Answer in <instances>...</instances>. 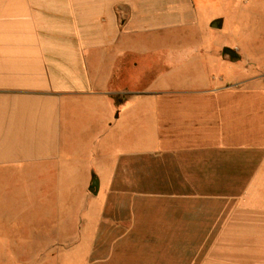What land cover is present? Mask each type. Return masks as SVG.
<instances>
[{"label":"crops","instance_id":"crops-1","mask_svg":"<svg viewBox=\"0 0 264 264\" xmlns=\"http://www.w3.org/2000/svg\"><path fill=\"white\" fill-rule=\"evenodd\" d=\"M31 258L264 264V0H0V264Z\"/></svg>","mask_w":264,"mask_h":264},{"label":"rangeland","instance_id":"rangeland-1","mask_svg":"<svg viewBox=\"0 0 264 264\" xmlns=\"http://www.w3.org/2000/svg\"><path fill=\"white\" fill-rule=\"evenodd\" d=\"M193 43H194V40H192V44H190V42H186L185 43V46H187V47L188 46H191V45H193ZM226 67H227L226 66V62H224V64L223 63L220 64V66L218 67V75L219 76H222L224 74V72L226 71ZM178 74L179 75L181 74V75H183V78H186L185 75H187L188 73H186L185 71H183V72L178 73ZM176 77H177V74L174 77H169V78H168V76H165L164 84L161 83V84H163L162 86L164 87L165 86V83H168L169 82L170 85H167L168 86L167 88H182V89H189L191 91H195L196 89L205 88V87L195 86V85H193V83H191L190 81H187V80H181L182 82H177L176 80L171 79V78H176ZM221 86L222 87H220V90H224L225 91L228 88L227 87L228 86L227 81L223 80L221 82ZM224 186L225 185H220V184L217 185V187H218V189H219L220 192H221V190H224L225 189ZM204 187L207 190H209L210 189V184L204 185ZM76 191H77V189H76ZM36 250H38V249H28V251H32V253H34ZM141 250L142 249H139L140 254H142V252H143ZM91 251H92V248H90L89 246L82 247L80 249H76V253H75L74 257H75V259H84L85 254H87V256H88V253L91 252ZM59 252L62 253L64 251L62 249H60ZM140 258L144 259V258H146V256L140 257ZM17 260H19V259H15L16 264H18ZM24 260H25V263L26 264H39L38 263V259H32V258L31 259H20L19 261L22 264H24L23 263ZM180 260L181 261H177L176 259H166L164 261V263H161V264H195V260H191V259H184V260L180 259ZM206 260H208V259H206ZM15 261H14V259H11L12 264H14Z\"/></svg>","mask_w":264,"mask_h":264},{"label":"water","instance_id":"water-1","mask_svg":"<svg viewBox=\"0 0 264 264\" xmlns=\"http://www.w3.org/2000/svg\"><path fill=\"white\" fill-rule=\"evenodd\" d=\"M213 27H214V25H213ZM94 188H95V183H92V184L90 185V187H89V191H90L91 193H93V192H94Z\"/></svg>","mask_w":264,"mask_h":264}]
</instances>
